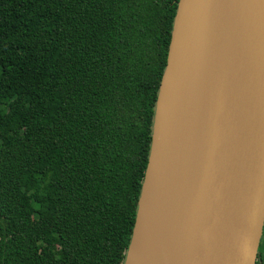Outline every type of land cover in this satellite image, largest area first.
I'll return each mask as SVG.
<instances>
[{
    "label": "trees",
    "instance_id": "trees-1",
    "mask_svg": "<svg viewBox=\"0 0 264 264\" xmlns=\"http://www.w3.org/2000/svg\"><path fill=\"white\" fill-rule=\"evenodd\" d=\"M180 0H0V264H124Z\"/></svg>",
    "mask_w": 264,
    "mask_h": 264
},
{
    "label": "water",
    "instance_id": "water-1",
    "mask_svg": "<svg viewBox=\"0 0 264 264\" xmlns=\"http://www.w3.org/2000/svg\"><path fill=\"white\" fill-rule=\"evenodd\" d=\"M225 1L224 20L212 0L179 1L124 264H133L147 202L168 264H256L264 228V0ZM222 32L229 37L220 40ZM196 102L200 136L188 151Z\"/></svg>",
    "mask_w": 264,
    "mask_h": 264
},
{
    "label": "bare ground",
    "instance_id": "bare-ground-1",
    "mask_svg": "<svg viewBox=\"0 0 264 264\" xmlns=\"http://www.w3.org/2000/svg\"><path fill=\"white\" fill-rule=\"evenodd\" d=\"M212 3L215 6L217 16L224 20L226 17V1L212 0ZM229 35V33L222 32L219 39L221 40L222 37L228 38ZM228 44L232 45V40H229ZM234 57L235 52L232 55V58ZM199 108V102H196L190 114L186 143L188 151L191 147L193 151H195L198 146L197 144L199 142L201 128V111ZM169 256L168 249L160 244V239L155 231V213L151 202H147L141 206L137 221L135 245L131 255V258L133 259L132 263L168 264L167 259H169Z\"/></svg>",
    "mask_w": 264,
    "mask_h": 264
},
{
    "label": "flooded vegetation",
    "instance_id": "flooded-vegetation-1",
    "mask_svg": "<svg viewBox=\"0 0 264 264\" xmlns=\"http://www.w3.org/2000/svg\"><path fill=\"white\" fill-rule=\"evenodd\" d=\"M256 264H264V228H263V234H262L259 248H258Z\"/></svg>",
    "mask_w": 264,
    "mask_h": 264
}]
</instances>
